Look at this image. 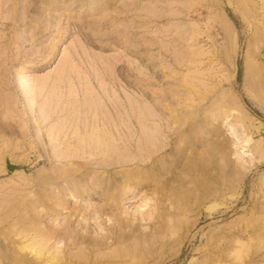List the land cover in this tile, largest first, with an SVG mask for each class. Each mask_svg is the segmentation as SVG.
I'll use <instances>...</instances> for the list:
<instances>
[{
    "label": "rangeland",
    "instance_id": "rangeland-1",
    "mask_svg": "<svg viewBox=\"0 0 264 264\" xmlns=\"http://www.w3.org/2000/svg\"><path fill=\"white\" fill-rule=\"evenodd\" d=\"M241 1L0 0V264H264Z\"/></svg>",
    "mask_w": 264,
    "mask_h": 264
},
{
    "label": "bare ground",
    "instance_id": "bare-ground-1",
    "mask_svg": "<svg viewBox=\"0 0 264 264\" xmlns=\"http://www.w3.org/2000/svg\"><path fill=\"white\" fill-rule=\"evenodd\" d=\"M242 1H243V0H242ZM242 1H241V2H242ZM242 3H244V1H243ZM248 65H249V63H248ZM249 66L253 69V73L257 70L256 68H258V67H255V68H254V66H252L251 64H250ZM249 66H248V68H250ZM250 70H251V69H250ZM258 71H259V70H258ZM259 73H261V72H259ZM259 73H258V74H259ZM255 74L257 75V71L255 72ZM261 75H262V74H261ZM260 77L263 78L262 76H260ZM261 85H262V83H261ZM261 85H260V86H261ZM262 87H264V85L261 86V88H262ZM184 120H185V119H184ZM184 120H183V122H184ZM177 121H178V120H177ZM238 121H239V120H238ZM179 122H180V120L177 122L178 125H179ZM175 124H176V123H175ZM177 124H176V125H177ZM178 125H177V126H178ZM177 126H176V127H177ZM177 128H178V127H177ZM179 132H180V131H179ZM157 143H158V142H157ZM149 144H150V143H149ZM149 144H148V145H149ZM166 144H167V143H166ZM157 145H158V147H159V144H157ZM146 146H147V145H146ZM150 146H151V145H150ZM150 146H149V147H150ZM144 147H145V146H144ZM152 147H154V146H151L150 148H152ZM164 147H165V146H164ZM150 148H149V149H150ZM155 148L157 149V147H155ZM146 149H147V148H146ZM158 150H159V149H157V152H159ZM144 151H145V150H144ZM145 152H146L147 155H148V152H147V151H145ZM152 152H153V151H152ZM154 152H156V151H154ZM139 153H140V152H139ZM146 153H144V154H146ZM150 153H151V152H150ZM151 155H152V154H151ZM151 155H150V156H151ZM154 155H155V154H154ZM140 156H142V155H140ZM144 157H145V156H144ZM126 158H128V157H126ZM140 158H141V157H140ZM121 159H122V158H121ZM124 159H125V158H124ZM124 159H123V161H124ZM131 159H132V158H131ZM133 159H134V157H133ZM134 160H135V159H134ZM141 160H142V158H141ZM125 161H129V162H130V161H131V160H130V157H129L128 160H125ZM119 162H120V161H119ZM135 162H136V161H135ZM125 163H128V162H125ZM120 164H121V162H120ZM130 164H131V163H130ZM148 167H149V166H148ZM154 167H155V166H154ZM172 167H173V166H172ZM153 169H154V168H153ZM155 169H156V168H155ZM155 169H154V170H155ZM148 171H149V170H148ZM163 172H164V171H163ZM143 174H145V173H143ZM185 211H186V210H185ZM223 254H224V253H223ZM51 256H52V255H51ZM51 256H50V258H51ZM38 257H39V256H38ZM44 257H45V256H44ZM48 257H49V256H48ZM48 257H47V258H48ZM263 257H264V256H263ZM263 257L261 256L260 258L263 259ZM53 260H54V259H53ZM15 261H16V259H15ZM260 261H261V260H260Z\"/></svg>",
    "mask_w": 264,
    "mask_h": 264
},
{
    "label": "water",
    "instance_id": "water-1",
    "mask_svg": "<svg viewBox=\"0 0 264 264\" xmlns=\"http://www.w3.org/2000/svg\"><path fill=\"white\" fill-rule=\"evenodd\" d=\"M5 167L10 172H14L15 170H19L20 169L19 166H16V165L11 164L10 161H9V159H7L5 161Z\"/></svg>",
    "mask_w": 264,
    "mask_h": 264
}]
</instances>
